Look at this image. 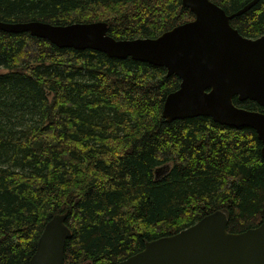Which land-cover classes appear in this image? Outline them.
<instances>
[{"label": "trees", "instance_id": "obj_1", "mask_svg": "<svg viewBox=\"0 0 264 264\" xmlns=\"http://www.w3.org/2000/svg\"><path fill=\"white\" fill-rule=\"evenodd\" d=\"M213 1L232 13L252 0ZM194 16L182 0H0L1 20L103 19L117 39L156 37ZM231 24L263 34L264 0ZM179 84L163 65L0 28V264H29L55 213L72 230L65 261L92 264H117L219 208L230 231L262 221L256 130L207 115L167 121L164 100Z\"/></svg>", "mask_w": 264, "mask_h": 264}, {"label": "water", "instance_id": "obj_2", "mask_svg": "<svg viewBox=\"0 0 264 264\" xmlns=\"http://www.w3.org/2000/svg\"><path fill=\"white\" fill-rule=\"evenodd\" d=\"M256 0L228 13L213 0H182L195 14L156 37L117 39L108 33V21H74L54 24L39 19L5 21L0 28L30 31L54 44L94 48L110 56L127 57L163 65L180 78L179 86L164 100L167 121L197 115L211 116L223 124L256 130L264 155V111L234 102L251 98L264 105V33L242 34L231 19ZM169 164L155 168L159 177ZM66 213H55L44 225L29 264H92L65 261V245L72 235ZM226 209H216L193 224L146 240L144 247L117 264H264V218L241 231L227 228Z\"/></svg>", "mask_w": 264, "mask_h": 264}, {"label": "bare ground", "instance_id": "obj_3", "mask_svg": "<svg viewBox=\"0 0 264 264\" xmlns=\"http://www.w3.org/2000/svg\"><path fill=\"white\" fill-rule=\"evenodd\" d=\"M108 29H109V27H108ZM31 33V32H30ZM37 36V35H36ZM41 37V36H40ZM63 47H74V46H63ZM76 48V47H75ZM86 48H88V47H86ZM78 49H84V48H78Z\"/></svg>", "mask_w": 264, "mask_h": 264}, {"label": "flooded vegetation", "instance_id": "obj_4", "mask_svg": "<svg viewBox=\"0 0 264 264\" xmlns=\"http://www.w3.org/2000/svg\"><path fill=\"white\" fill-rule=\"evenodd\" d=\"M194 18V17H193ZM252 37V36H251ZM234 99V98H233ZM238 105V104H237Z\"/></svg>", "mask_w": 264, "mask_h": 264}]
</instances>
